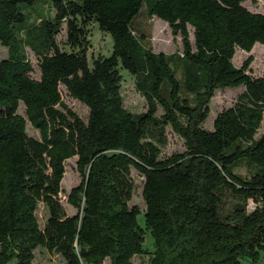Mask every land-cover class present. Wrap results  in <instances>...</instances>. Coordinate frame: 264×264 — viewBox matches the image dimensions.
Instances as JSON below:
<instances>
[{"label": "trees", "instance_id": "1", "mask_svg": "<svg viewBox=\"0 0 264 264\" xmlns=\"http://www.w3.org/2000/svg\"><path fill=\"white\" fill-rule=\"evenodd\" d=\"M243 2L0 0V264H34L37 251L61 264L263 259L264 77L248 74L252 59L237 68L233 58L264 46V14ZM141 15L166 23L180 50L154 52L136 27ZM90 25L112 41L111 54L91 64ZM61 32L69 51L57 43ZM122 72L145 112L125 108ZM61 88L88 109L86 121ZM233 88H242L235 103L205 129L215 93ZM168 130L183 150L162 157ZM73 158L81 181L67 194L68 216L59 194ZM133 173L143 178L142 212L130 205Z\"/></svg>", "mask_w": 264, "mask_h": 264}, {"label": "rangeland", "instance_id": "2", "mask_svg": "<svg viewBox=\"0 0 264 264\" xmlns=\"http://www.w3.org/2000/svg\"><path fill=\"white\" fill-rule=\"evenodd\" d=\"M243 6L251 13L264 14V0H244ZM136 27L147 34L151 48L156 53L161 52L164 54H171L180 50L181 48L180 37L174 36L169 26L157 18L148 20L144 15H141L136 20ZM88 31L89 48L87 52V59L89 64H91L92 61L98 56L107 57L111 54L112 41L108 35L100 32L96 25H90L88 27ZM189 33L192 39V30L190 28ZM65 42V33L61 32L57 37V43L61 50L69 51V47L65 44ZM5 57L6 49L0 45V61ZM27 57L32 63V77L38 79L39 73L36 59L29 50H27ZM249 58L252 59V63L249 67L248 74L254 78L264 77V46L256 44L250 53H245L237 49L233 58L234 66L237 68L241 67ZM121 74L123 77L122 93L124 95L125 108L136 114L145 112V101L138 93H136L133 79L126 72H122ZM241 92L242 88L218 90L211 100L209 117L205 121L203 127L207 130H211L216 115L222 110L230 108L235 103L237 96ZM61 97L62 102L67 106L68 109L74 112L81 120L86 121L88 109L83 104L70 98L62 90V88ZM19 113L22 114V108H20ZM263 130L264 122L262 124V128L259 131V135L263 132ZM27 133L31 137L38 138V133L30 126L27 127ZM167 137L168 145L163 150L162 157H168L172 154L180 153L183 150L182 140L174 135L170 130H168ZM75 167L74 158L65 162V173L61 182L62 192L59 194L60 203L68 216L73 215L75 210L67 203V194L81 181ZM132 177L135 187L130 205L137 206L142 212L145 208L142 199L143 178L136 173H133ZM37 217L40 225L43 226L46 221V213L42 206H39L37 210ZM139 223L141 226L143 225L141 217L139 218ZM144 248L151 250V240L148 234L145 235ZM134 262L136 264H141L142 262H146V258L141 259L136 257L134 258ZM34 264H61V261L57 256H53L46 252L37 251L35 254ZM103 264H110V262L105 260ZM257 264H264V257Z\"/></svg>", "mask_w": 264, "mask_h": 264}]
</instances>
